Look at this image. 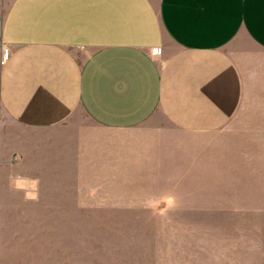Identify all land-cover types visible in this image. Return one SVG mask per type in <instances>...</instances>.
I'll return each mask as SVG.
<instances>
[{
	"label": "crops",
	"instance_id": "0c3cea01",
	"mask_svg": "<svg viewBox=\"0 0 264 264\" xmlns=\"http://www.w3.org/2000/svg\"><path fill=\"white\" fill-rule=\"evenodd\" d=\"M155 115L229 123L231 185H264V0H0V230L47 177L151 174Z\"/></svg>",
	"mask_w": 264,
	"mask_h": 264
},
{
	"label": "rangeland",
	"instance_id": "374dc122",
	"mask_svg": "<svg viewBox=\"0 0 264 264\" xmlns=\"http://www.w3.org/2000/svg\"><path fill=\"white\" fill-rule=\"evenodd\" d=\"M143 127L165 142L151 174L47 177L39 200L11 194L2 263L264 264V185H231V125L187 133L155 115Z\"/></svg>",
	"mask_w": 264,
	"mask_h": 264
},
{
	"label": "built area",
	"instance_id": "2783aa9c",
	"mask_svg": "<svg viewBox=\"0 0 264 264\" xmlns=\"http://www.w3.org/2000/svg\"><path fill=\"white\" fill-rule=\"evenodd\" d=\"M160 52H161V48H159V47L154 50V53L156 55H158Z\"/></svg>",
	"mask_w": 264,
	"mask_h": 264
}]
</instances>
